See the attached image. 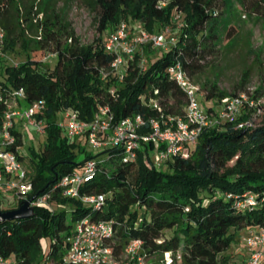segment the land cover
Returning a JSON list of instances; mask_svg holds the SVG:
<instances>
[{
  "label": "trees",
  "instance_id": "1",
  "mask_svg": "<svg viewBox=\"0 0 264 264\" xmlns=\"http://www.w3.org/2000/svg\"><path fill=\"white\" fill-rule=\"evenodd\" d=\"M159 1L166 0H88L87 5L96 11L98 36L82 44L49 0H41L37 7L23 0H0L5 52L15 46L26 51L34 45V49L56 53L52 69L27 56L17 64L0 58V86L23 87L26 102L43 99L46 105V137L40 152L32 151L29 160L32 195L49 191L86 159L107 157L101 163L102 171L79 186L81 193H105L102 208L87 206L54 189L49 205L34 206L31 217L0 223V253L12 256L17 264L58 263L74 225L84 217L112 220L114 234L109 242L115 254L129 240L140 239L146 255L179 251L181 264H219V256L239 237V230L264 224V123L238 128L226 122L220 130L206 127L190 156L167 161L168 170L146 166L141 151L136 160L128 162L121 160L119 149L93 155L80 140L69 141L55 124L56 112L63 109L89 120L98 103H108L117 118L136 113L144 118L157 116L158 111L143 102L151 96L158 99L165 114L182 113L185 92L165 68L180 60L191 79L201 72L219 45L221 33L227 39L232 36L226 16L233 3L167 0L165 6L157 7ZM238 2L246 14L264 17V0ZM144 9H149V30L161 31L172 12L183 13L185 24L176 42L149 60L143 71L135 54L124 83L112 95L106 91L115 83L110 74L102 78V72L109 71L113 55L104 50L103 40L121 18L142 17ZM33 30L36 36L29 38L28 32ZM200 86L205 101L221 102L228 95L214 82L204 81ZM247 190L259 194L260 206L241 209L234 204V196ZM165 230L171 231L168 237ZM42 239L46 240L44 248Z\"/></svg>",
  "mask_w": 264,
  "mask_h": 264
},
{
  "label": "built area",
  "instance_id": "2",
  "mask_svg": "<svg viewBox=\"0 0 264 264\" xmlns=\"http://www.w3.org/2000/svg\"><path fill=\"white\" fill-rule=\"evenodd\" d=\"M165 1H159L160 6ZM168 30L151 33L143 26H138L134 34L129 36V26L125 21H119L103 40L105 51L113 55L109 71L117 73L127 69L138 54V67L143 71L148 62L137 49L144 45L165 51L176 42L177 37H166ZM5 32L0 27V58L5 57ZM50 52L40 61H46ZM149 61V60H148ZM170 79L185 92L186 100L183 111L178 115L165 114L158 99L154 96L143 99L147 106L158 111L157 116L144 118L140 114H131L117 118L108 103H98L93 116L89 120L79 117L72 109L56 112L55 124L63 135L71 142L85 139L89 150L119 149L123 162L134 161L139 151L143 153L144 163L150 168L160 169L167 161L179 157L188 158L195 146L201 131L215 124L233 122L239 113L245 99V93H240L222 99L219 110L213 111L211 104L205 109L201 100L203 91L200 84L194 82L188 75L180 60H174L165 68ZM157 90H154V94ZM112 94V92H111ZM113 95V94H112ZM211 101V100H209ZM208 102V101H207ZM46 105L43 99L26 102V92L23 87L2 88L0 86V209L17 208L33 195V184L22 154L24 130L30 129L37 134H46L44 113ZM252 121L239 123L236 127L251 126ZM20 140V143H19ZM154 154L151 159L150 154ZM106 156L89 158L79 169L63 175L52 188L29 202V205L48 206L51 192L58 189L63 196L79 199L87 206L100 209L106 202L105 193H81L79 186L88 182L102 171L101 163ZM262 198L252 191H244L240 196H234V204L241 209L260 206ZM15 203L16 206L8 205ZM114 234L112 220H91L88 217L76 222L70 236L67 238L66 251L58 263L45 264H145L146 254L142 249L140 239L127 242L120 254H115L109 239ZM241 240L248 250V256L242 264H264V224L244 229ZM168 253V252H165ZM0 264H17L15 259L5 257L0 253Z\"/></svg>",
  "mask_w": 264,
  "mask_h": 264
},
{
  "label": "rangeland",
  "instance_id": "3",
  "mask_svg": "<svg viewBox=\"0 0 264 264\" xmlns=\"http://www.w3.org/2000/svg\"><path fill=\"white\" fill-rule=\"evenodd\" d=\"M23 1L28 6L33 4L36 7L41 2V0ZM87 2L88 0H49V4L54 8L55 12H58L65 18L82 44H88L98 36L96 11L90 8ZM166 2L167 0L160 6L157 3L156 6H165ZM232 3V9L226 16L229 20V25L233 28L232 36L227 39L225 38V32L221 33V41L216 47V50L210 55L203 70L193 76L192 80L198 84L204 81H208L209 83L214 82L220 90L228 93L223 100L231 96L230 94L234 92L236 94L245 93L246 97L243 99V103L240 106L239 113L233 121V124L238 125L239 123L252 121L253 124L259 125L264 123V17L246 14L238 0H232ZM148 14L149 9H144L142 17H132L129 15L128 17L121 18L119 21L127 22L129 36L134 34L135 29L139 25L151 33L159 32L157 29L149 30L147 28L146 19ZM184 24V14L181 12H172L169 22L163 26L164 30H168L165 34L166 37H178ZM35 36L34 30L33 32H28L29 38H34ZM31 48L33 49L24 51L20 46H15L13 50H7L5 52L6 56L4 58H6V62L8 63L17 64L23 61L26 56L32 60H41L45 55L50 53L49 50L34 49V45ZM141 51L147 62L154 56H160L164 52L149 45H144L137 49L138 53ZM55 62V54L49 55L45 61L51 69ZM125 73L126 70L122 69L117 73L110 74L109 79L115 83V86L111 84L106 92L110 94L112 92L113 95H117V87L124 83ZM201 104L205 109H208L212 104L214 111L212 115L214 116L215 111L219 110L222 102H217L216 100L207 102L202 99ZM222 126V124H215L209 126V128L214 127L220 130ZM23 133L24 143L22 146V155L24 165L30 173L32 172V168L29 160L32 156V151L36 153L40 152V147L43 145L46 135L37 134L30 129L24 130ZM80 141L84 145V137L80 138ZM86 148L89 149L87 146ZM90 151L93 155L102 152V150L96 149ZM150 157L153 159L154 154L151 153ZM81 159L82 155L78 157V160ZM233 162L234 159L229 164ZM255 165H260V163H256ZM160 169L168 170V165L163 164L160 166ZM51 204L53 205V203ZM8 206L14 207L16 204L12 203ZM230 231L234 232L235 230L231 228ZM243 232L244 230L237 232L239 237L235 241H232L223 254L219 256V264H232V262L241 264L247 258L248 250L241 240ZM170 234V230L164 231L165 236L168 237ZM41 242L44 248L46 240L42 239ZM145 264H181L180 253L178 251L174 255L170 252L146 255Z\"/></svg>",
  "mask_w": 264,
  "mask_h": 264
},
{
  "label": "water",
  "instance_id": "4",
  "mask_svg": "<svg viewBox=\"0 0 264 264\" xmlns=\"http://www.w3.org/2000/svg\"><path fill=\"white\" fill-rule=\"evenodd\" d=\"M34 198L35 195H33L29 200L21 203L15 209L4 210V211L0 209V223L15 219H23V218L31 217L33 215V207L29 205V202L32 201Z\"/></svg>",
  "mask_w": 264,
  "mask_h": 264
}]
</instances>
